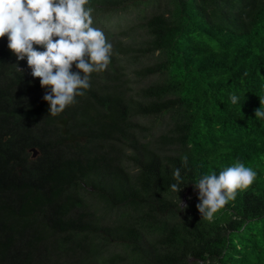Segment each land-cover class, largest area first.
<instances>
[{
	"label": "trees",
	"instance_id": "1",
	"mask_svg": "<svg viewBox=\"0 0 264 264\" xmlns=\"http://www.w3.org/2000/svg\"><path fill=\"white\" fill-rule=\"evenodd\" d=\"M86 7L111 55L58 114L0 37V264H264V0ZM236 161L201 218L191 182Z\"/></svg>",
	"mask_w": 264,
	"mask_h": 264
},
{
	"label": "clouds",
	"instance_id": "2",
	"mask_svg": "<svg viewBox=\"0 0 264 264\" xmlns=\"http://www.w3.org/2000/svg\"><path fill=\"white\" fill-rule=\"evenodd\" d=\"M87 2L0 0V37L6 36L7 48L15 60H24L30 75L39 78L48 114L62 112L74 103L75 97L84 95L83 90L89 88V74L102 71L109 62L112 45L103 31L93 26L92 9L86 7ZM73 62L77 71L70 72ZM228 101L237 105L240 97L230 93ZM254 117L264 121V110H254ZM32 155L31 152L32 159L37 157ZM174 174L178 176L179 170ZM255 178L253 168L236 161L218 173L209 172L191 182L201 218L211 219L238 189L249 186ZM169 187L181 209L177 193L182 187L177 183Z\"/></svg>",
	"mask_w": 264,
	"mask_h": 264
},
{
	"label": "water",
	"instance_id": "3",
	"mask_svg": "<svg viewBox=\"0 0 264 264\" xmlns=\"http://www.w3.org/2000/svg\"><path fill=\"white\" fill-rule=\"evenodd\" d=\"M30 152L33 153L32 157H36L38 154V151L35 148L31 149Z\"/></svg>",
	"mask_w": 264,
	"mask_h": 264
}]
</instances>
